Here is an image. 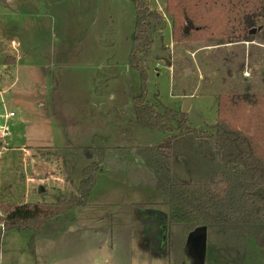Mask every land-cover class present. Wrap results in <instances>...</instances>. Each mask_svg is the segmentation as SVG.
I'll list each match as a JSON object with an SVG mask.
<instances>
[{
    "label": "rangeland",
    "instance_id": "1",
    "mask_svg": "<svg viewBox=\"0 0 264 264\" xmlns=\"http://www.w3.org/2000/svg\"><path fill=\"white\" fill-rule=\"evenodd\" d=\"M113 1L115 13L124 15L119 38L116 35L113 42L107 34L91 42L107 47V54L68 57L51 54L76 48L74 26L60 33L62 18L50 24L38 5L44 0H12L9 5L0 0V48L11 46L5 38H30L38 54L18 62L14 83L3 95L15 116L6 121L9 135L4 138L12 147L0 154L2 200L50 203L69 197L78 190L89 163L75 149L95 145L107 151L86 204L47 221L35 238L34 252L30 232H5L0 264H195L190 251L182 249L178 228L165 232V227L160 234L162 223L155 213L166 212L167 199L153 186L152 171L135 155V148L159 143L166 134L134 122L133 129L116 132L117 124L126 126L133 117L129 99L139 94L140 79L136 70L127 69L133 4ZM144 1L165 18L161 34L153 33L152 48L141 55L146 63V99L158 110L182 111L190 98L188 124L209 129L215 123L220 92L264 93V37L227 40L202 35L199 40L175 44L166 0ZM22 2L37 5L35 24L25 30L4 25L11 20L7 7L14 9V3ZM2 59L8 66L14 60L1 58V68ZM21 145L26 146L23 158L17 148ZM233 249L227 256L224 240L208 234L203 264H264L253 238L245 239L237 259Z\"/></svg>",
    "mask_w": 264,
    "mask_h": 264
},
{
    "label": "trees",
    "instance_id": "2",
    "mask_svg": "<svg viewBox=\"0 0 264 264\" xmlns=\"http://www.w3.org/2000/svg\"><path fill=\"white\" fill-rule=\"evenodd\" d=\"M130 1L135 23L128 64L140 79L131 122L166 134L159 143L135 148V155L152 171L153 186L167 199L165 232L178 228L186 249L188 235L204 228L206 236L224 240L227 256L235 247L233 258L242 255L245 239L253 238L264 260V93L220 92L209 129L190 126L187 113L178 109L158 110L146 99L141 55L152 48L153 33L161 34L165 18L144 0ZM165 12L175 44L202 35L227 40L264 37V0H166ZM75 150L89 160L75 194L50 203L0 202V249L5 232L17 230L31 233L34 252L35 238L47 221L86 204L107 151L95 145ZM159 232L162 235L161 228Z\"/></svg>",
    "mask_w": 264,
    "mask_h": 264
},
{
    "label": "crops",
    "instance_id": "3",
    "mask_svg": "<svg viewBox=\"0 0 264 264\" xmlns=\"http://www.w3.org/2000/svg\"><path fill=\"white\" fill-rule=\"evenodd\" d=\"M9 5L12 0H7ZM43 4H38L42 6L43 15L48 18L51 22L50 24L55 25L57 20L59 18H62V26L59 30L60 33L64 34L65 32H68L70 29V26H74V34H76V42H78V45L75 49H71L72 51L68 50V52H54L51 54V56L55 55H62V56H68V57H81V56H105L107 54L108 49L104 48L101 44H91L94 40L95 42L100 41L101 37H105L107 34H111V39H113V42L119 38L118 32H119V25L122 21L124 15L123 12L115 13V9H113V5L116 3L111 1H98V0H79L78 2H74L73 4H68L66 1L62 0H55V2H48L49 0H44ZM14 3V9H12L10 6L7 7V10H10L8 13V16L10 17L9 22H5L4 25L10 27V25L14 26V30H25L26 26H31V23L33 22V15L37 16L39 15L38 7L36 6H30L25 2L20 3L19 5ZM14 17V19L12 18ZM38 17V16H37ZM133 18V21L131 20V30L132 33L130 37H128V51H127V58L130 54L131 50V39L134 29V23H135V10H133V14L131 15ZM35 24V22H33ZM35 30V29H34ZM90 34H93L94 36L90 38ZM100 35H103L100 37ZM118 38H117V36ZM116 36V37H115ZM10 45L4 46L0 48V59L11 57L14 58L12 65L8 66V64H5L4 60L2 59L3 66L0 69V107L2 108L3 117L1 116L0 112V122L7 121L8 119L15 116V113L12 108L8 109L7 101L5 97L3 96L4 93L10 89V87L14 83L13 78V69L17 68L18 62L23 57H31V56H37L38 54L34 52L35 45L31 42L30 38L29 40H23L20 39H14V37H11ZM58 39V38H56ZM2 40V38H0ZM90 42V44L88 43ZM91 45H94L92 49H89ZM108 46V45H107ZM28 51V52H27ZM115 56V55H110ZM109 57V56H107ZM127 69L129 70L131 67L127 64ZM126 69V70H127ZM133 69V68H132ZM158 69V68H157ZM135 70V69H134ZM4 83V85H3ZM95 94V93H94ZM96 95V94H95ZM12 102L14 99H12ZM130 102L132 103L131 97ZM10 101V98H9ZM96 104H94L95 106ZM99 106V104H98ZM133 107V104H132ZM172 109V108H171ZM13 112V116H9L5 119V116L9 113ZM130 112L133 113V108L130 110ZM122 113V111H121ZM128 113V112H127ZM133 122H131L130 119H128V123L126 126H117L116 125V132L129 131L127 129H133ZM138 125V124H135ZM137 127V126H136ZM135 126L134 128L137 129ZM142 127V126H141ZM140 129V128H138ZM147 129V128H146ZM139 131V130H137ZM10 143V142H9ZM8 143L5 142L4 139H0V154L2 152L8 151L7 148H11ZM118 147V146H117ZM20 150V156L23 158V153L26 151V146L23 147L21 145L20 147H17ZM26 154V153H25ZM0 167H1V157H0ZM2 182H1V176H0V202H15V203H21L25 201H11V200H2Z\"/></svg>",
    "mask_w": 264,
    "mask_h": 264
},
{
    "label": "water",
    "instance_id": "4",
    "mask_svg": "<svg viewBox=\"0 0 264 264\" xmlns=\"http://www.w3.org/2000/svg\"><path fill=\"white\" fill-rule=\"evenodd\" d=\"M261 27L253 28L249 31V34H255ZM187 32V28L185 29ZM191 99H185L182 112H186L189 108ZM164 220L167 218L166 212H159ZM162 229L165 228V225H162ZM164 237V235H163ZM186 248L190 251L192 258L194 259L195 264H203L204 256H205V248H206V230L203 229H196L195 231L191 232L186 240Z\"/></svg>",
    "mask_w": 264,
    "mask_h": 264
},
{
    "label": "built area",
    "instance_id": "5",
    "mask_svg": "<svg viewBox=\"0 0 264 264\" xmlns=\"http://www.w3.org/2000/svg\"><path fill=\"white\" fill-rule=\"evenodd\" d=\"M14 113L13 112H9L6 116L5 119L9 116H13ZM9 135V129L7 127V124L5 121L0 122V139H4L5 137H7Z\"/></svg>",
    "mask_w": 264,
    "mask_h": 264
},
{
    "label": "flooded vegetation",
    "instance_id": "6",
    "mask_svg": "<svg viewBox=\"0 0 264 264\" xmlns=\"http://www.w3.org/2000/svg\"><path fill=\"white\" fill-rule=\"evenodd\" d=\"M155 218L159 223H162V221L164 220L162 218V216L159 213H155ZM163 225V224H162ZM162 225L160 226V228L162 227ZM162 229V228H161Z\"/></svg>",
    "mask_w": 264,
    "mask_h": 264
}]
</instances>
